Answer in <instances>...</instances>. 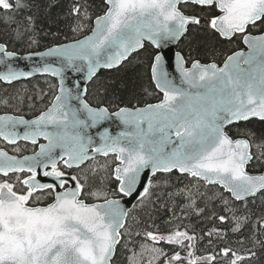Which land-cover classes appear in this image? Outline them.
<instances>
[{"label": "snow or ice", "instance_id": "1", "mask_svg": "<svg viewBox=\"0 0 264 264\" xmlns=\"http://www.w3.org/2000/svg\"><path fill=\"white\" fill-rule=\"evenodd\" d=\"M31 7L0 0V19L15 25L0 40V83L40 76L48 84L27 97L32 118L19 114L18 92L0 97L13 110L0 114V141L13 153L32 146L24 156L0 148V264H114L118 245L130 251L128 264L145 253L148 264H216L217 256L252 264L264 251V171L248 169L264 160V137L241 124L264 123V0H102L97 9L72 0V38L48 45L32 15L17 19ZM201 31L247 51L221 63L177 51L173 69L171 49ZM142 51L158 102L113 110L106 87L93 104L100 70H119ZM176 174L189 183L178 187ZM160 209L169 214L163 227ZM192 216L211 227L198 236L184 223ZM229 232L244 251L224 244L196 255L199 241Z\"/></svg>", "mask_w": 264, "mask_h": 264}, {"label": "trees", "instance_id": "2", "mask_svg": "<svg viewBox=\"0 0 264 264\" xmlns=\"http://www.w3.org/2000/svg\"><path fill=\"white\" fill-rule=\"evenodd\" d=\"M32 5L31 10H25L23 13L17 16V19H21L25 15H32L36 20V28L40 34V40L42 45H48L55 42H64L65 37L68 39L72 38V32L70 26L73 21L68 18L67 12L71 5L72 0H28ZM87 2L92 5L94 9H97L99 5L102 4V0H87ZM3 13H0V17ZM12 25L11 27H14ZM11 27L6 25L2 19H0V40H8L12 33ZM240 42L229 43L228 41L222 40L218 36H213L209 33L203 31L197 32L188 39H182L177 47V49L185 54L192 49V56L196 59H200L203 62L206 61H217L222 60L227 53L234 50ZM17 50L26 53L27 48H20L19 45L16 46ZM38 50H43L41 47ZM153 49L148 47V52ZM148 53L141 52L140 56L132 59L131 64H126V66L121 67L119 70H103L98 75L100 79L96 81L94 85H90V91L92 93L90 100L93 104L98 103L101 99L105 98L104 89L108 88V99L112 102L113 110L116 106H127V107H137L144 106L145 103H154L159 99L158 95H150L149 93L154 92V87L150 85L147 75L145 74V64ZM131 59V58H130ZM44 77L33 78L28 81L15 83L11 86L4 85L0 83V97L4 96H14L17 92L25 98L24 104L20 105V113L25 116H30L34 114L33 110H30L28 105L31 101L27 100L28 96L34 95L39 89L48 90V84L45 83ZM15 103V102H14ZM36 110L42 109L44 104L40 101H36ZM0 110L11 111L12 109H5L0 105ZM247 127L251 131L255 132L257 137H264V123L258 120H252L247 124L242 123L241 128ZM235 132L236 129L234 128ZM264 160L259 163L253 162V166L249 167L250 172H261L264 171ZM179 174L173 176V183L178 187H183L185 184L189 183L188 178L179 177ZM203 191V189H201ZM262 206L260 200L257 201V207L254 209L259 212V208ZM143 215L142 213L140 214ZM168 213L163 209L156 215L157 223H161L163 227L162 220L168 218ZM184 223L190 224L194 228L197 235H202L201 229L206 227H211L206 221H201L199 218L192 216L190 220H185ZM218 223V222H217ZM221 227L227 229V225H220ZM247 234V233H246ZM240 237L229 232L228 239L225 241H217L213 239V243H208V238L205 237L203 240L196 244V255L204 256L218 246H223L227 244L233 249L244 251L238 243ZM143 243V241H139ZM139 243L137 244L136 251H139ZM247 247H251L247 244ZM163 247L171 254V248L167 245ZM131 248V245H129ZM130 251L122 248L118 245L117 253L114 258V264H128V257ZM186 255V253H182ZM150 256L145 253L140 257V264H148ZM162 264V262H161ZM216 264H227V261L217 256ZM252 264H264V251H257V256L252 258Z\"/></svg>", "mask_w": 264, "mask_h": 264}, {"label": "flooded vegetation", "instance_id": "3", "mask_svg": "<svg viewBox=\"0 0 264 264\" xmlns=\"http://www.w3.org/2000/svg\"><path fill=\"white\" fill-rule=\"evenodd\" d=\"M254 34H257L254 30ZM222 39V38H221ZM223 40V39H222ZM241 49H245L244 45L242 43H240V45H238L234 50H232L230 53H227L226 55H230L233 51H239ZM225 58V57H224ZM223 58V59H224ZM222 60H220L219 62L217 61H206V62H203L201 61L202 63H211V62H217V63H221ZM5 112V110H0V114H3ZM9 113H12L11 111H8ZM34 115V114H33ZM33 115H30V116H26V118H32ZM41 143H43V141L41 140L40 141ZM21 145L23 146L24 145V142L21 141ZM0 148H5L6 150L9 151L10 154H16V155H20V156H24V155H32V146L29 144L27 145V148L26 150L22 151L21 153H13L12 152V146H9V145H6L3 141H0Z\"/></svg>", "mask_w": 264, "mask_h": 264}, {"label": "water", "instance_id": "4", "mask_svg": "<svg viewBox=\"0 0 264 264\" xmlns=\"http://www.w3.org/2000/svg\"><path fill=\"white\" fill-rule=\"evenodd\" d=\"M179 43H180V41L178 42V44L176 45V46H174L172 49H171V52H169V55L171 56V58H172V63H173V69H174V64H175V61H174V53L175 52H177V51H179L178 49H177V47H178V45H179ZM245 47V49H243L244 51H247V48H246V46H244ZM26 54V53H25ZM22 64H31L32 63V61H22L21 62ZM103 70H108V69H101L100 70V72L101 71H103ZM111 70H114V69H111ZM99 72V73H100ZM37 77H40V76H37ZM37 77H34V78H37ZM33 79V78H32ZM24 81H28V80H24ZM24 81H19V82H24ZM19 82H15V83H19ZM14 83V84H15ZM158 102V101H157ZM154 103H156V102H154ZM137 107H143V106H137ZM253 120H256V119H253ZM110 126V128L113 130V132L115 133V131H118L119 129L115 126V125H109ZM43 141V140H42ZM43 143H46V141H43ZM248 171H249V169H248ZM250 172V171H249ZM251 173H254V174H258V173H260V172H251ZM117 248H118V246H117ZM115 258V257H114Z\"/></svg>", "mask_w": 264, "mask_h": 264}]
</instances>
